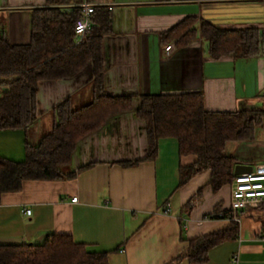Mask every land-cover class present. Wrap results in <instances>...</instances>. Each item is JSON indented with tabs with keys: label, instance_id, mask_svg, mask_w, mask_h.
<instances>
[{
	"label": "crops",
	"instance_id": "obj_1",
	"mask_svg": "<svg viewBox=\"0 0 264 264\" xmlns=\"http://www.w3.org/2000/svg\"><path fill=\"white\" fill-rule=\"evenodd\" d=\"M89 1L97 9V27L104 30L107 91L133 95V110L111 117L79 142L66 169L72 176L25 180L20 190L2 194L0 244H43L51 234H67L106 252L109 264H167L183 253L188 240L231 225L223 211L231 209L232 182L214 191L212 171L204 169L181 185L182 166L195 164L196 156H182L179 141L166 137L157 157L149 158L146 125L136 109L142 95L201 91L210 111L264 110V0ZM75 2L0 0V28L12 44H30L34 9L72 12ZM189 19L197 32L183 45L179 39L187 34L179 35V26ZM203 22L257 30L260 53L214 58ZM177 28L178 35L171 34ZM171 43L176 46L168 55ZM94 79L90 64L73 78L42 81L38 120L27 131L0 129V156L24 162L27 142L37 145L57 123L58 105L70 99L80 108L94 100ZM3 91L0 87V97ZM229 152L239 160L236 173L264 164V126L255 141L231 143ZM217 210L221 216L209 218ZM240 216L239 238L213 247L206 262L183 258L177 264H264V212L248 208Z\"/></svg>",
	"mask_w": 264,
	"mask_h": 264
},
{
	"label": "trees",
	"instance_id": "obj_2",
	"mask_svg": "<svg viewBox=\"0 0 264 264\" xmlns=\"http://www.w3.org/2000/svg\"><path fill=\"white\" fill-rule=\"evenodd\" d=\"M64 3L67 0H57ZM80 1V0H79ZM95 10L91 32L82 40L75 26L81 9L39 7L33 11L32 41L27 45L12 44L0 28V129L27 131L38 120V92L42 81L73 78L93 66L94 100L74 108L70 99L55 109L57 123L37 145L27 142L24 162H14L0 156V199L4 192L18 191L25 180L63 179L72 176L66 169L72 163L79 142L101 129L111 117L133 110L134 96L111 95L105 84V59L102 49V28H98ZM189 19L179 27L181 44L189 43L197 32ZM203 36L210 42V53L221 58L231 53L257 55L262 38L255 29L225 30L209 22L201 25ZM178 28L172 33L178 35ZM145 122L148 134L149 158L159 153L162 138L179 141L182 156H196L191 166H182L181 185L204 169L212 171L210 186L221 190L237 175L238 158L229 152L231 143L257 139V130L264 126V110L243 109L232 112L210 111L201 91L146 94L136 109ZM264 212V205L259 208ZM232 219L233 210L223 211ZM215 211L209 218H219ZM225 229L188 240V247L174 261L183 258L192 262L209 260L210 250L228 240L240 237V225L232 219ZM0 264H109L106 252H97L71 235L51 234L43 244H0Z\"/></svg>",
	"mask_w": 264,
	"mask_h": 264
},
{
	"label": "built area",
	"instance_id": "obj_3",
	"mask_svg": "<svg viewBox=\"0 0 264 264\" xmlns=\"http://www.w3.org/2000/svg\"><path fill=\"white\" fill-rule=\"evenodd\" d=\"M74 5L81 9V15L77 19L75 31L77 38L82 40L92 30V16L96 6L89 0H75ZM175 44L167 45L166 52L171 54L175 49ZM78 197L73 198L77 202ZM264 205V164L258 165L251 171L237 173L232 181L231 209L233 210L232 219L240 223V213L248 208L259 209ZM172 207L167 204L165 213H170ZM25 214L31 215L32 209H26Z\"/></svg>",
	"mask_w": 264,
	"mask_h": 264
}]
</instances>
